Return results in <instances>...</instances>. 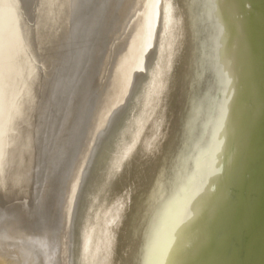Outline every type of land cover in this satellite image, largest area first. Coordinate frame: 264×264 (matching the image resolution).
Instances as JSON below:
<instances>
[{
	"label": "bare ground",
	"instance_id": "6f19581e",
	"mask_svg": "<svg viewBox=\"0 0 264 264\" xmlns=\"http://www.w3.org/2000/svg\"><path fill=\"white\" fill-rule=\"evenodd\" d=\"M241 2L0 0V264H255L264 59Z\"/></svg>",
	"mask_w": 264,
	"mask_h": 264
},
{
	"label": "rangeland",
	"instance_id": "374dc122",
	"mask_svg": "<svg viewBox=\"0 0 264 264\" xmlns=\"http://www.w3.org/2000/svg\"><path fill=\"white\" fill-rule=\"evenodd\" d=\"M125 117H126V114L123 112L118 118V120L113 123L112 128L110 129V132L108 134V138L104 142V144L106 143L105 145L106 147L101 149L98 155V158L96 159V162L94 163V166H93L94 171L92 173L88 186L84 190L82 200H81V205L78 209L79 212L77 213V216L75 219V229H74V234H73L74 239L78 238L79 234L83 231L86 220H87L88 211L92 203V200L95 196L96 190L101 185V183L104 181L107 174L113 169L114 165L116 164L121 154L123 144L127 140ZM261 126H264L263 122ZM263 136L264 134L261 135V137ZM261 155L262 154L256 155L257 158L255 162L254 172L260 171V166L264 164L263 162L264 156H261ZM237 195H238L237 199L240 198L239 201L244 199V196H239V194ZM47 260L48 259L46 258L44 261L45 264L47 263Z\"/></svg>",
	"mask_w": 264,
	"mask_h": 264
},
{
	"label": "water",
	"instance_id": "95a60500",
	"mask_svg": "<svg viewBox=\"0 0 264 264\" xmlns=\"http://www.w3.org/2000/svg\"><path fill=\"white\" fill-rule=\"evenodd\" d=\"M242 11L246 23L252 24L253 33L258 37L260 42H262L263 47V59H264V0H241ZM248 23V24H249ZM87 123V121H86ZM87 131V130H86ZM86 131L85 134L86 135ZM34 133V132H33ZM83 135V136H84ZM81 135L82 143L78 147V152L75 157H79L82 154L85 145V138ZM78 164L77 160L75 161ZM75 166V164H74ZM72 165V167H74ZM254 259L255 264H264V204L262 208L259 207L256 211V217L254 218Z\"/></svg>",
	"mask_w": 264,
	"mask_h": 264
}]
</instances>
